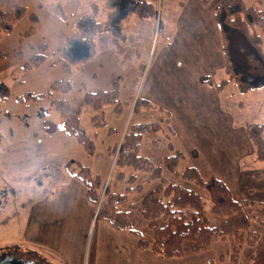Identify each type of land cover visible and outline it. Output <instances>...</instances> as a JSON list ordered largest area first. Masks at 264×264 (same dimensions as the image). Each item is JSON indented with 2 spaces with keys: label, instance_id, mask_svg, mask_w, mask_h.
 Returning a JSON list of instances; mask_svg holds the SVG:
<instances>
[{
  "label": "rangeland",
  "instance_id": "1",
  "mask_svg": "<svg viewBox=\"0 0 264 264\" xmlns=\"http://www.w3.org/2000/svg\"><path fill=\"white\" fill-rule=\"evenodd\" d=\"M105 1L0 0L1 9L16 6L27 9L25 18L0 39V81L5 82L10 90V100L0 101V254L17 249L20 253L30 252L47 263V257L51 261L58 260V251L63 259L71 256L73 264H101L102 255L108 254V250L114 254L112 247L122 249L116 241L118 232L97 218L98 208L88 200L87 188L75 178V174L80 170L78 163L87 166L90 174L102 185L110 183L114 192L125 193L126 185L117 180L118 170L111 150L116 143H121L131 124L155 122L163 116L158 109L142 110L140 114L133 113V110L135 102L144 99L141 93L156 61L162 53V56L165 54L166 48L173 46L172 19L175 23L183 13L177 2L184 4L185 0H146L154 6L156 13L151 21L142 22L135 14L128 13L118 21L126 39L110 36V40H101L98 55L87 64L72 65L63 61L62 49L67 38L75 32L78 18L91 13L92 6L96 5L101 9L99 20L105 22ZM244 2L248 6L264 8V1ZM232 33L229 57L236 69L233 72L225 70L215 79L218 83L229 82L222 91V103L239 131L240 128L245 130L248 124L264 122V34L259 54L240 34ZM40 52L46 54L45 62L22 68L29 56ZM166 62L165 71L176 74L172 67L175 61L169 57ZM113 74L116 78L121 77L117 103L104 109L103 118L100 112L89 107L81 116L82 127L94 143L90 153L88 147L75 137L62 132L51 135L44 131L45 120L59 122L57 113L50 110L53 100L72 99L80 93L110 91L113 86L109 80ZM60 80L73 84L71 95L64 97L60 93H49L52 83ZM28 94H43V97L21 102L20 99ZM155 104L160 107L162 103ZM96 115L99 118L94 120ZM162 138L161 134L145 136L141 149V155L150 158L155 165H160L172 154L167 143L160 142ZM249 143L253 149L250 140ZM205 157L202 150L200 159ZM192 166L196 167L197 161L186 156L178 171L183 172ZM243 168L246 175L243 184L249 189L247 194L259 202L264 199V162L257 160L254 149L245 157ZM252 170L261 178L252 180L249 177L253 175ZM139 176L140 182H144L146 176ZM164 177L199 193L206 202L211 225L221 224L222 218L212 214L209 196L204 191L173 178L167 172ZM149 190L151 187L141 195L130 194L129 201L140 202ZM258 191L263 194H257ZM259 215L264 217V207L251 213L252 217ZM108 228L116 234H108L105 231ZM252 229L264 236V226L253 223ZM142 231L144 238L150 240L146 226ZM125 251L129 252L130 248L126 246ZM185 251L187 254L183 259L158 257L151 262L148 257L147 263L143 261L141 264H229L231 255L227 240H218L199 254L191 253L187 243ZM252 252L244 245L240 264H249ZM123 257L124 254L117 251L116 264H121Z\"/></svg>",
  "mask_w": 264,
  "mask_h": 264
},
{
  "label": "trees",
  "instance_id": "2",
  "mask_svg": "<svg viewBox=\"0 0 264 264\" xmlns=\"http://www.w3.org/2000/svg\"><path fill=\"white\" fill-rule=\"evenodd\" d=\"M200 1L209 6L215 0ZM103 9L107 12L105 22L99 20L101 9L96 5L92 6L91 13L78 18L75 32L67 38L62 49L63 61L72 65H84L93 60L99 35L109 34L124 39L125 35L119 29L118 21L128 13L135 14L142 22L151 21L156 17L154 6L146 0H106ZM26 11L22 6L6 10L0 8V39L3 34L12 32L14 25L25 18ZM214 14L221 35L227 72L236 69L229 57L232 32L240 34L261 54L264 8L248 6L244 0H219ZM46 59L44 52L32 54L23 63L22 68L28 69L32 65L42 64ZM200 81L219 90L229 83H218L213 76H203ZM54 92L67 97L73 92V84L67 80L56 81L52 83L49 93ZM42 97L43 94H28L20 101L40 100ZM118 98L119 92L114 87L110 91L80 93L72 99L53 100L50 110L57 113L59 122L45 120L44 131L51 135L62 132L75 137L79 143L88 147L90 153L94 143L81 124L84 109L92 108L100 112L103 118L104 109L117 103ZM9 100V87L0 81V101ZM153 109L160 110L163 116L155 122L131 124L121 143H116L111 150V154L115 155L117 180L126 185L125 193L114 192L110 183L107 186L102 185L98 178L90 174L89 167L78 163L80 170L75 174V178L86 186L88 200L98 208L97 218L116 232L128 233L137 238L140 250L149 251L162 259L185 258L187 243L191 253L199 254L210 249L216 241L227 240L231 248L229 264H240L244 245L253 250L249 264H264V236L252 229L253 223L264 226V219L251 216L253 208L260 206V203L250 199H235L225 182L216 177L205 179L194 166L179 172V164L185 160V155L173 146L172 138L175 132L170 115L145 99L135 102L133 113L140 114L142 110ZM97 118L99 115H96L94 120ZM245 130L257 160L264 162V122L248 124ZM160 134L163 135L160 142L164 140L172 154L165 157L160 165H155L150 158L141 155V149L145 136ZM164 172L204 191L209 196L212 214L222 218L221 224L211 225L207 217L206 202L199 193L186 186L169 182L164 177ZM140 174L146 176L144 182H140ZM148 187H151V190L140 202L129 201L130 194L141 195ZM144 226L151 235L150 240L144 238Z\"/></svg>",
  "mask_w": 264,
  "mask_h": 264
},
{
  "label": "crops",
  "instance_id": "3",
  "mask_svg": "<svg viewBox=\"0 0 264 264\" xmlns=\"http://www.w3.org/2000/svg\"><path fill=\"white\" fill-rule=\"evenodd\" d=\"M177 3L182 7L183 13L177 17L175 23L172 19L175 33L173 46L166 48L165 54L162 56V53V57L156 61L153 73L148 74V81L141 96L157 107L159 106L156 102L162 103L160 108L170 115L175 132L172 138L173 146L185 157L189 156L197 161L196 168L205 179L219 178L230 188L235 199L253 200L252 196L247 194L248 186L243 184V179H246L244 160L253 150L246 131L243 128L237 131L234 119L226 111L222 103L223 89L219 90L200 81L203 76L215 78L226 70L221 35L214 14L219 1L209 6L202 4L200 0ZM110 36L112 35H99L95 57L99 53L98 43L104 39L110 40ZM169 57L175 61L172 67L176 74L165 71L168 66L166 59L169 60ZM119 78L113 74L109 84L113 88L116 87L120 96ZM202 150L206 153L204 159H200ZM255 172L252 170L253 175L249 176L252 180L254 177H260ZM257 194L263 192L258 191ZM258 203V207H264V199ZM258 218L264 219L260 215ZM109 228L105 231L115 235ZM116 238L122 249L113 245L116 249H111L114 254L108 250V254L102 255L101 264H116L117 251L124 254L120 259L121 264H141L143 261L147 263L148 257L151 262L158 258L149 251L140 250L138 239L128 233L118 232ZM126 246L130 248L129 252L125 251ZM56 253L58 260L51 261L47 257V264H73L71 256L69 259H63L58 251Z\"/></svg>",
  "mask_w": 264,
  "mask_h": 264
},
{
  "label": "flooded vegetation",
  "instance_id": "4",
  "mask_svg": "<svg viewBox=\"0 0 264 264\" xmlns=\"http://www.w3.org/2000/svg\"><path fill=\"white\" fill-rule=\"evenodd\" d=\"M38 256L32 255L30 252L13 250L12 252H3L0 254V264H47L43 260L38 259Z\"/></svg>",
  "mask_w": 264,
  "mask_h": 264
}]
</instances>
